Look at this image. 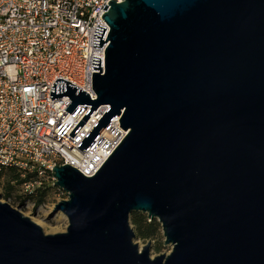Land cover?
<instances>
[{
	"label": "water",
	"instance_id": "water-1",
	"mask_svg": "<svg viewBox=\"0 0 264 264\" xmlns=\"http://www.w3.org/2000/svg\"><path fill=\"white\" fill-rule=\"evenodd\" d=\"M116 2L105 42L93 35L107 43L96 100L62 79L49 98L91 106L70 137L109 106L83 153L116 116L126 135L92 177L53 167L65 232L0 202V264H264V0ZM133 213L158 222L168 254L139 249Z\"/></svg>",
	"mask_w": 264,
	"mask_h": 264
},
{
	"label": "built area",
	"instance_id": "built-area-1",
	"mask_svg": "<svg viewBox=\"0 0 264 264\" xmlns=\"http://www.w3.org/2000/svg\"><path fill=\"white\" fill-rule=\"evenodd\" d=\"M109 1L0 0V173L15 169L23 179L32 176L20 185V196L45 179L54 186L56 165L94 176L126 135L116 116L83 153L77 147L109 106L99 105L70 137L91 106L70 115L64 111L68 97L49 98L53 83L65 85L55 83L62 79L96 100L91 75L99 71H92V57L101 59L103 72L107 43L93 48V35L97 26L105 28V42L109 28L101 16Z\"/></svg>",
	"mask_w": 264,
	"mask_h": 264
},
{
	"label": "rangeland",
	"instance_id": "rangeland-1",
	"mask_svg": "<svg viewBox=\"0 0 264 264\" xmlns=\"http://www.w3.org/2000/svg\"><path fill=\"white\" fill-rule=\"evenodd\" d=\"M11 177L9 170L3 171L1 174L0 202L8 203L12 208L18 209L24 216L30 218L31 221L40 226L43 232L47 235L65 232L68 225L66 217L61 213L52 214V209L56 203L67 199L66 193L56 187L50 189L41 204L35 206V198L31 200L28 197L20 196L17 193L18 190L15 189L12 198L9 200L5 196V187L7 184L11 187H13V185H18L16 181L11 180ZM131 227L134 231L132 225ZM134 242L138 245L140 250L147 242H150L149 253L151 258L161 254H168L171 250L170 245H164V237L162 235L161 227L153 238L143 240L136 236Z\"/></svg>",
	"mask_w": 264,
	"mask_h": 264
},
{
	"label": "trees",
	"instance_id": "trees-1",
	"mask_svg": "<svg viewBox=\"0 0 264 264\" xmlns=\"http://www.w3.org/2000/svg\"><path fill=\"white\" fill-rule=\"evenodd\" d=\"M7 170L10 171V174L12 176L11 180L16 181V183L18 184L17 186L13 185V187L7 184V186L5 187L6 188L5 196L7 197V199L10 200V198H12V194L14 190L15 189L19 190L20 185L24 181L29 180L30 177L32 176L30 174H26L27 176L26 179H23L21 177L23 175L22 171H17L15 169H7ZM7 170H3V171H7ZM2 172L0 173V177ZM54 188L55 187L53 186V183H51L49 179H45L43 180V185L41 188L36 189L31 194H27L24 197H28L31 200L35 198V206H38L44 200L47 192L50 189H54ZM130 224L134 228L135 236L143 240L153 238L160 229V225L155 220L148 221L146 215L140 213H133L130 215Z\"/></svg>",
	"mask_w": 264,
	"mask_h": 264
}]
</instances>
